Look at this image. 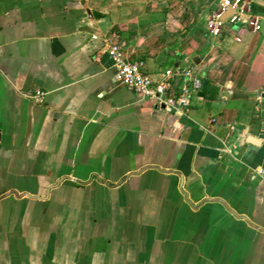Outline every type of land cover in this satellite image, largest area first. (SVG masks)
I'll return each instance as SVG.
<instances>
[{"label":"crops","instance_id":"obj_1","mask_svg":"<svg viewBox=\"0 0 264 264\" xmlns=\"http://www.w3.org/2000/svg\"><path fill=\"white\" fill-rule=\"evenodd\" d=\"M221 1L0 0V264H264V0L215 35Z\"/></svg>","mask_w":264,"mask_h":264},{"label":"built area","instance_id":"obj_2","mask_svg":"<svg viewBox=\"0 0 264 264\" xmlns=\"http://www.w3.org/2000/svg\"><path fill=\"white\" fill-rule=\"evenodd\" d=\"M228 24L238 29L246 27L254 31L261 28L259 16L254 13L251 3L247 0H222L218 8L209 16L208 31L219 35ZM106 41L109 45V53L113 59V66L116 69V77L129 89L159 102L168 110H182L189 106V99L186 95L188 94V89H183L180 93H176L170 82V78L174 74H179L178 71L167 70L163 79L155 81L144 70L142 61L128 60L125 57V41L116 39L114 34L109 35ZM185 74L189 75L188 72ZM194 83L198 85L199 79H195ZM32 96L38 102H42L45 95L44 91L37 89Z\"/></svg>","mask_w":264,"mask_h":264}]
</instances>
